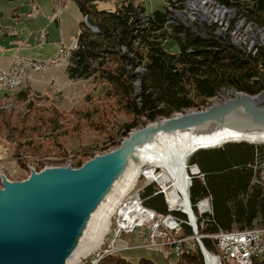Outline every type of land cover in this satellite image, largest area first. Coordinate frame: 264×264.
I'll use <instances>...</instances> for the list:
<instances>
[{"label": "trees", "instance_id": "obj_1", "mask_svg": "<svg viewBox=\"0 0 264 264\" xmlns=\"http://www.w3.org/2000/svg\"><path fill=\"white\" fill-rule=\"evenodd\" d=\"M73 1L86 21L81 22L77 48L71 52L66 67L67 75L70 79L93 77L105 83L104 95L114 98L116 104L132 116L130 122L123 124V136L147 122L207 103L223 87L250 95L264 89V45H259L254 54L244 52L227 39L216 37L207 26L191 28L174 19L169 8L183 9L184 0H164V6L151 14L145 13L144 0H119L113 10L98 9L96 0ZM214 2L234 9L236 16L250 22L254 30L264 31V0ZM167 40L177 43V53L164 47ZM137 68L140 70L136 71ZM19 95L25 97L26 94L20 92ZM55 126L59 128L57 122ZM253 152V146L240 142L193 153L190 163L197 164L204 179L193 180L190 199L195 202L210 195L213 211L204 223L198 224L199 233L231 230L233 224L239 229L252 225L257 203L252 199L244 203L237 198L247 193L252 175L248 161ZM82 163L79 157L75 166ZM148 191L145 192L149 194ZM234 201L237 204L231 207L229 203ZM146 204L157 211L165 210L159 193L148 198ZM201 240L208 251L215 250L214 240L208 237ZM178 256L176 264H203L198 248ZM96 264L154 262L146 257L132 262L120 253H109L102 255ZM251 264H264V260Z\"/></svg>", "mask_w": 264, "mask_h": 264}, {"label": "rangeland", "instance_id": "obj_2", "mask_svg": "<svg viewBox=\"0 0 264 264\" xmlns=\"http://www.w3.org/2000/svg\"><path fill=\"white\" fill-rule=\"evenodd\" d=\"M194 1L198 0H187V6L191 13L196 14V10L204 17H208V20L216 21L220 30L224 28L226 23L228 24V12L211 6L209 0H199L198 4ZM185 2L186 0H184ZM164 3V0H144L146 7L151 9H161ZM243 20L248 22L244 18ZM84 21H86L85 18ZM240 21L243 25L240 23L238 29L234 28L231 31L234 45L241 46L247 51H253L255 47L264 45V33L260 34L259 31L253 29L245 30L243 21ZM248 23L253 26L250 22ZM164 47L172 53L178 52L176 51L178 45L174 40H167ZM54 58L50 57L49 62H52ZM57 59L56 57V65L52 64L46 71L28 69L24 82L14 92L0 93V184L2 183V175L9 181H21L26 179L31 171H40L45 167L71 166L76 168L75 162L79 157H82L84 163L96 155L116 149L123 138L127 137L123 136V124L130 122L132 116L121 109L114 98L104 95L107 88L105 83H100L93 77L70 79L66 72L69 59H59L61 62L59 66ZM34 76H38V79L45 76L48 79L44 84L42 80L35 81ZM223 89L227 90L224 91ZM263 91L264 89L259 93ZM20 92H24L25 97H21ZM217 93L222 96L216 101L203 102L196 108H186L180 112L201 110L212 104L247 94L232 87H223ZM142 119L144 120V118ZM55 122H57L58 129H56ZM149 123L152 122H147L129 133ZM241 142L254 147L253 157L248 162L252 166L258 165L264 159V142ZM192 155L193 153L187 157L185 163L191 162ZM250 165L248 167L251 169L252 175L247 193H242L237 198V201L242 200L244 203L250 199L257 203L256 217L252 225L246 228L264 225V180L260 179L259 170L257 168L254 170ZM148 167V165L144 166L143 169ZM155 174L157 177H161L165 173L157 168ZM145 182H147L146 177L140 174L133 182L134 184L132 183L129 192H133L135 188L144 185ZM166 182L168 183L169 180L166 179ZM157 188L158 184L151 183L146 187V190H149L148 193L151 194ZM229 204L233 207L237 203L234 201ZM115 210L116 208H114ZM114 211L105 210L104 212L109 214L110 220L108 221L111 223L108 227L105 225L106 228L104 226L105 231H103L104 228L102 230V233H105L102 242L110 240L106 233L109 227L110 229L113 228ZM239 228L236 224L231 227V229ZM143 240L141 235L137 238L132 234L122 235L117 240L118 246H132V248H126L121 252L114 251L113 253H120L121 256L132 262H137L140 257L150 258L154 264L169 262L161 252L140 246ZM188 243L195 245L201 254V250L194 239H190ZM99 247L105 248V245L100 243L97 248ZM97 248L80 259L77 264H96L102 255L110 253H101L96 256ZM183 253H187V250H184ZM213 253L215 254V252ZM177 257L179 256L177 255ZM201 257L204 264L203 255ZM172 261L174 259L170 258V262Z\"/></svg>", "mask_w": 264, "mask_h": 264}, {"label": "water", "instance_id": "obj_3", "mask_svg": "<svg viewBox=\"0 0 264 264\" xmlns=\"http://www.w3.org/2000/svg\"><path fill=\"white\" fill-rule=\"evenodd\" d=\"M244 95L149 123L129 133L116 149L96 155L76 168L45 167L31 171L21 181H9L2 175L0 264H63L83 234L80 228L110 190L122 159L132 148L156 133L221 122L236 107L255 122L264 123V106L247 99L255 95ZM198 246L206 256L202 242Z\"/></svg>", "mask_w": 264, "mask_h": 264}, {"label": "bare ground", "instance_id": "obj_4", "mask_svg": "<svg viewBox=\"0 0 264 264\" xmlns=\"http://www.w3.org/2000/svg\"><path fill=\"white\" fill-rule=\"evenodd\" d=\"M198 2L199 0L195 3L198 4ZM187 3L188 2L186 0L184 8L181 10L170 8V11L172 12L171 16L191 28L197 25L202 28H204L203 26H207L209 30L212 29V32L216 37L219 39H227L229 43L233 45L235 43L234 40H232L231 31L234 28L238 29V25L240 26L242 24L240 20L243 21L245 30H254L249 23H246L243 20V17L236 16L234 9L219 5L215 3L214 0H209L211 6L218 7L219 9L224 10V12L229 13L228 24L226 23L224 28L221 30L216 21L212 22L210 21L211 19L208 20V17H204V15L198 13L196 10V14L191 13ZM83 18H85V16ZM171 22H174V20H170V23ZM259 32L260 34L264 33V31L261 30ZM236 47L251 54H254L257 51V47H255L253 51H247L241 46ZM76 48L77 44H72V46L70 45V55ZM55 59L56 57L52 60V62H49L48 67L43 66V62L32 63L27 59H17V68H25V70H18V72H16L14 88L18 89L24 82L28 69L33 71H46L52 64L56 65ZM139 70L140 68L136 69V71ZM5 92L9 91L2 92V90H0V93ZM221 96V94H218L217 96L209 99L208 102H211L212 100L216 101ZM239 97H245V95L238 96V98ZM247 99L252 104L264 106V91L253 97L247 96ZM241 141L251 143L264 142V123L255 122L250 119V117L246 116L242 112L241 108L236 107L225 115L221 122L210 121L199 127L183 131L156 133V135L154 134L150 140L132 148L122 159L119 168L117 169V171L120 170V172H118L117 176L113 179L112 186L110 190L105 193L106 195L100 203L101 205H98L96 209H92L85 224L80 228V230H83V234L80 238H78V235L76 236V238H78L76 240L78 241L74 247L70 249V252L65 257L63 264H77L80 259L95 251V248L102 243L103 236L105 235V233L103 234L102 232L105 231L106 226L108 227L109 223H111L108 221L110 220L109 214L104 213L105 210L114 211V208L117 209L119 204H121V199L128 193L131 186L134 184L133 182L140 174H143L148 179L155 180L165 189L167 184L166 179H168L169 182L172 180V185L168 188L171 195L174 196V192L177 190L182 192L187 198L188 191L185 177L187 176L185 163L187 157L197 150H200L199 148L207 149L222 146L228 142ZM147 165L149 167L143 169V167ZM157 168H160V170H162L166 175L164 174L161 177H157L155 174ZM133 203L134 202H132V204ZM130 204L128 206H131ZM133 206H135V204ZM109 229L110 227L108 228V231ZM113 252L114 251H110V253ZM183 252L184 250H180L178 255ZM204 258H206V264H217L215 257L210 253H206ZM262 260H264V256L260 257V260L255 261Z\"/></svg>", "mask_w": 264, "mask_h": 264}, {"label": "built area", "instance_id": "obj_5", "mask_svg": "<svg viewBox=\"0 0 264 264\" xmlns=\"http://www.w3.org/2000/svg\"><path fill=\"white\" fill-rule=\"evenodd\" d=\"M72 44H77V38L69 45L63 43L59 45L57 51L51 56L58 58V66L60 65L59 59H69L71 56L70 45L72 46ZM49 58L16 55L8 66H3L0 63V90L2 92L17 90V88H14L16 72L25 70V68H17V59H27L32 63L43 62V66L48 67ZM252 167L254 170L256 168L259 170V177L264 180V159L258 165ZM186 173L188 199L182 192L177 190H175L174 196L171 195L168 188L172 185V180L166 184L165 189L155 180L146 177L147 182L144 185L135 188L131 193L128 191L113 213V228L109 229L106 234L108 239L110 237V240L102 242L105 248H97L95 255L110 251L121 252L126 248H132V246L119 247L117 244V240L122 235L132 234L135 238L140 235L143 236L144 240L141 241L140 246L161 252L168 259L169 264H176L175 258L180 250L193 251L195 249V245L188 243L190 239H194L199 245L202 242V237L214 240L216 251L206 250L207 253L215 257L217 264H250L255 260H260V257L264 256V225L243 229H219L211 234L198 232V224L204 223L207 217L213 214L212 198L210 195H205L192 202L189 190L192 187L193 180H203L204 173L195 163H186ZM151 183L158 184V188L151 194H147L145 192L146 187ZM158 193L162 195L165 205L164 211H157L146 206V200ZM132 202L134 203L132 204ZM129 204L131 206H128ZM134 204L135 206H133ZM201 255H203V258L205 257L202 250ZM170 258H173L174 261L170 262ZM204 264H206V258H204Z\"/></svg>", "mask_w": 264, "mask_h": 264}, {"label": "crops", "instance_id": "obj_6", "mask_svg": "<svg viewBox=\"0 0 264 264\" xmlns=\"http://www.w3.org/2000/svg\"><path fill=\"white\" fill-rule=\"evenodd\" d=\"M94 2L98 9L116 6L114 0ZM144 6L146 14L154 10ZM83 17L73 0H0V63L8 66L16 55L51 57L78 36ZM41 78L34 76L45 84L48 77Z\"/></svg>", "mask_w": 264, "mask_h": 264}]
</instances>
